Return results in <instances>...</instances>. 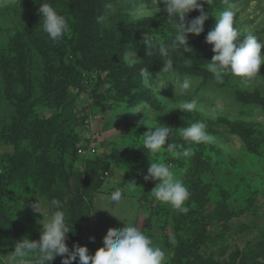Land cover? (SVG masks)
I'll return each instance as SVG.
<instances>
[{
    "label": "rangeland",
    "instance_id": "374dc122",
    "mask_svg": "<svg viewBox=\"0 0 264 264\" xmlns=\"http://www.w3.org/2000/svg\"><path fill=\"white\" fill-rule=\"evenodd\" d=\"M44 2L69 20L71 31L59 42L41 27ZM142 3L153 6L152 0H0V264H10L18 241L40 240L43 215L57 210L53 200L71 231L70 251L86 246L94 255L110 228L126 226L118 218L131 216L170 254L169 264L175 256L176 264H264V82L245 86L230 73L220 82L206 70L214 56L206 36L219 13H235L239 39L249 32L264 39V0H202L204 32L189 35L191 52L171 53L169 73L158 52L147 54L143 37L153 33L168 43L176 30L163 0L154 17L134 20ZM199 15L193 11L186 23ZM185 77L190 88L175 89L172 82ZM193 97L198 111L177 110ZM145 106L159 111V126L173 130L170 142L184 144L179 130L197 121H206L214 137L191 145L188 158L159 154L190 191L187 214L150 196L158 182L144 179L154 159L143 148L149 128L142 112H132ZM90 145L96 154L79 153ZM96 161L105 170H96ZM116 188L126 197L119 206L108 200ZM62 261L57 256L50 264Z\"/></svg>",
    "mask_w": 264,
    "mask_h": 264
},
{
    "label": "clouds",
    "instance_id": "9594fccd",
    "mask_svg": "<svg viewBox=\"0 0 264 264\" xmlns=\"http://www.w3.org/2000/svg\"><path fill=\"white\" fill-rule=\"evenodd\" d=\"M203 2L210 5L212 0H203ZM227 2L228 0H224V3L227 4ZM152 3L151 9L145 7L143 3L137 7L133 19H146L159 13L161 11L158 6L159 0H152ZM163 3L168 15L167 21L172 22L176 35L171 38L166 37L169 42L165 43L163 40H154L153 33H145L143 42L146 45L147 54H150L149 50H152L164 58L162 71L169 73L173 71L174 64L171 53L178 49L183 52L192 51V48L188 46V37L190 34L199 36L204 32L208 15L203 10L202 0H163ZM39 5V13L42 16L41 27L44 33L54 43L61 41L71 31L69 20L51 3L44 2ZM193 11H199L200 15L186 23V18ZM234 24H236L235 13L230 8L219 13L215 26L206 36V43L212 46L214 53L211 62L206 64V70L220 82L223 81L226 73L239 78V82L245 86L257 82L258 78H260L258 82H264V77L260 74L261 67L264 66V51H262L264 39L249 32L241 40L239 37L242 33L234 28ZM129 56L133 57L131 63L137 62L133 54ZM126 59H128L127 56ZM149 73L147 69L141 70L142 76L146 77ZM145 83H148L147 80ZM172 83L175 89L180 90H187L191 86L187 77L182 80L177 78ZM148 86L152 87V85ZM176 108L184 113L198 111L199 100L196 97L184 100ZM132 112H142L149 128L143 136V148L146 150L144 152L154 159L150 160L148 174L144 176V179L158 182L150 196L180 213L187 214L190 210L187 206L190 191L177 177L173 166L159 159V154L166 152L172 158L179 160L193 155L191 145L213 142L214 137L208 134L206 121L190 123L188 128L179 130L185 143L177 144L170 142L173 130L167 126L158 125L157 120L161 117L159 111L145 106L144 110ZM153 122L157 125L154 128L151 127ZM185 144L190 146L185 147ZM125 199L124 189L121 188L113 190L108 197L113 206H119ZM51 205L57 210L51 211L48 215L42 214L44 220L40 240L31 241L24 238L18 241L14 246V252L7 256L10 264H50L57 256L63 257L62 264H74L77 258H79V264H169L170 254L131 222V216L127 221L118 218L126 226L119 230L110 228L103 239L104 246L94 255L89 254L86 246L73 245L70 251L66 239L71 231L66 223L65 213L59 201L53 200ZM34 208L41 213L39 202L34 205ZM90 239L94 242L95 238ZM170 243L175 245L176 240L173 238Z\"/></svg>",
    "mask_w": 264,
    "mask_h": 264
},
{
    "label": "trees",
    "instance_id": "16d2710c",
    "mask_svg": "<svg viewBox=\"0 0 264 264\" xmlns=\"http://www.w3.org/2000/svg\"><path fill=\"white\" fill-rule=\"evenodd\" d=\"M105 1H106V0H98L99 4H100V3L103 4ZM93 165L95 166V169H96V170H100V169L102 168V163H101V162L96 161L95 163H93ZM104 168H105V167H103L102 169L105 170ZM86 184H87V183H86ZM91 188H92V187H90V186L87 184V190L90 191V190H92ZM145 192H146V193H145V194H146V195H145V200H147V194H148L149 191H145ZM143 201H144V200H143ZM159 207H160V206H159ZM178 259H179V257H178V256H175V257L172 259V261H171L172 263H171V264H174V263L176 264V262H177ZM211 260H213V258H212ZM206 262H208V261H206Z\"/></svg>",
    "mask_w": 264,
    "mask_h": 264
},
{
    "label": "built area",
    "instance_id": "2783aa9c",
    "mask_svg": "<svg viewBox=\"0 0 264 264\" xmlns=\"http://www.w3.org/2000/svg\"><path fill=\"white\" fill-rule=\"evenodd\" d=\"M88 146L84 147V148H81L79 150V153L80 154H84V153H87V155H93V154H96L97 153V150H96V147L94 145H90L89 146V149L87 148ZM109 173H106V175H108Z\"/></svg>",
    "mask_w": 264,
    "mask_h": 264
}]
</instances>
